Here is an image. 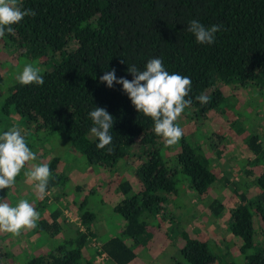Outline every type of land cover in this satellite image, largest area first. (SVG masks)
<instances>
[{
	"label": "trees",
	"instance_id": "obj_1",
	"mask_svg": "<svg viewBox=\"0 0 264 264\" xmlns=\"http://www.w3.org/2000/svg\"><path fill=\"white\" fill-rule=\"evenodd\" d=\"M18 3L34 10L36 15L12 25L13 31L3 38L14 41L20 58L37 64L44 84L21 85L15 80L6 91L4 115L13 113L23 119L31 135L64 134L90 166L109 169L125 159L123 164L130 168L128 157H137L141 161L134 172L138 192L130 196V184L123 183L120 190L129 196L114 207V212L125 221L122 234L131 237L135 245L146 237L147 214H158L168 203L166 197L177 193L180 177L186 178L199 198L207 196L218 181L217 176L200 161L191 144L181 137L179 150L165 156L164 140L154 132L152 119L135 109L122 85L114 83L109 88L100 82V77L115 69L117 79L131 80L128 66L135 64L144 70L149 60L160 58L170 74L191 79L189 96L185 99H191L192 103L186 108L193 109V117L199 120L222 109L225 101L222 85L257 89L254 91L263 96L264 0H18ZM193 19L205 27L222 25L212 45L198 44L187 31L188 22ZM2 81L0 77V97ZM201 94L209 98V103L201 104L195 99ZM94 107L104 108L114 118L113 142L105 149L96 147L98 138L90 132L94 125L88 113ZM21 134L27 144V134ZM244 142L252 155L246 163L260 171L254 178L258 192L253 194V201L246 204V197L241 194V203L230 213L229 231L242 240V253L255 247V236L262 238L264 244V141L250 135ZM108 147L113 150L109 152ZM57 162L53 160L50 170L56 169ZM52 182L46 190L53 189L56 182ZM5 196L6 190H0V202ZM209 206L210 213L221 209L217 200ZM78 215L85 232L75 250L64 249L58 254L52 251L25 264L95 262L84 255L89 238L96 235L89 226L94 215L81 212ZM44 225L40 231L53 228L47 222ZM100 250L106 261L113 264H130L137 258L133 248L118 238L104 242ZM261 252L264 254V249ZM261 252L255 250L246 257V264H264ZM98 254L99 251L92 256ZM3 256L0 249V260ZM174 264H215V258L204 243L188 239Z\"/></svg>",
	"mask_w": 264,
	"mask_h": 264
},
{
	"label": "rangeland",
	"instance_id": "obj_2",
	"mask_svg": "<svg viewBox=\"0 0 264 264\" xmlns=\"http://www.w3.org/2000/svg\"><path fill=\"white\" fill-rule=\"evenodd\" d=\"M27 63L34 67L37 65L18 56L14 41L0 38V77L3 80L0 133L13 127L25 134L30 131L23 119L13 113L6 116L2 112L8 87ZM221 88L225 93L222 109L211 111L207 119L199 120L193 117V109L185 108L176 121L183 131L182 137L191 144L200 161L217 176L218 181L207 196L199 198L189 188L186 178L180 177L177 193L166 197L168 203L158 214H147L146 237L139 239L137 245L131 237L122 234L125 221L114 212V207L138 192L134 172L141 161L137 157H128L130 168L123 164L124 159L115 167L102 169L88 165L64 134H27V146L36 155V160L21 169L13 187L4 189L6 196L0 203L6 202L15 207L20 200H27L40 218L35 228L22 229L19 236L0 232V249L4 254L0 264H25L31 258L52 251L58 254L64 249L66 252L75 250L80 235L85 232L84 226L79 224L80 220H76L79 212L94 215L89 226L96 235L89 238L84 251L91 261H95L96 255L92 254L98 252L104 242L118 238L133 248L137 255L130 264H174L180 257V250L190 239L204 243L215 258V264H246V257L255 250L261 252L264 249L263 239L255 236V247L242 253V240L229 231V219L232 209L241 203V194L245 195V202L249 204L254 199L253 194L258 192L254 178L260 169L246 163L252 155L244 140L250 135H257L264 141V95L260 96L253 88L225 85ZM178 150L179 142L171 147L165 145L164 155L171 156ZM55 159L58 160L56 169L50 170L48 181V185L51 184L53 176H56L53 178L55 188L46 190L41 199L34 190L35 182H28L25 173L35 165L47 164L50 169ZM249 171L251 175L247 174ZM123 183L130 184L132 191L129 195L125 196L120 190ZM235 191L239 193L235 194ZM214 200L221 205L218 213H210L209 205ZM44 222L56 231L53 232V228L40 231L45 226ZM183 234L190 238H185ZM92 264L95 262L92 261ZM104 264L113 263L105 260Z\"/></svg>",
	"mask_w": 264,
	"mask_h": 264
},
{
	"label": "clouds",
	"instance_id": "obj_3",
	"mask_svg": "<svg viewBox=\"0 0 264 264\" xmlns=\"http://www.w3.org/2000/svg\"><path fill=\"white\" fill-rule=\"evenodd\" d=\"M35 15L34 10L23 8L18 0H0V38L13 31L12 25L18 24L27 16ZM221 29L222 25L205 27L195 19L187 25V31L202 45H212L216 39L215 34ZM127 72L133 79H117L115 69H112L100 77V82L109 88L113 87L114 83L122 85V90L128 95L135 109L152 119L154 132L163 138L165 145H176L183 136V131L175 122L192 103L191 99H185L189 96L191 79L178 73L170 74L165 70L160 58L149 60L144 70L138 69L135 64L128 66ZM15 78L21 85L44 84L40 70L31 63L25 64ZM195 99L201 104L209 103V98L203 94ZM88 115L94 125L90 132L99 141L96 147L105 149L106 146L112 145L113 116L99 107H94ZM112 150V147H108L109 152ZM34 160L36 155L29 149L18 128L13 127L0 135V190L13 187L21 169ZM25 175L28 182H35L34 190L42 199L46 194L50 176L48 165H35ZM39 218V213L27 200H20L15 207L6 202L0 203V232L19 236L22 229L35 228Z\"/></svg>",
	"mask_w": 264,
	"mask_h": 264
},
{
	"label": "built area",
	"instance_id": "obj_4",
	"mask_svg": "<svg viewBox=\"0 0 264 264\" xmlns=\"http://www.w3.org/2000/svg\"><path fill=\"white\" fill-rule=\"evenodd\" d=\"M99 253L96 258H95V263L96 264H104L106 260V255L99 249Z\"/></svg>",
	"mask_w": 264,
	"mask_h": 264
},
{
	"label": "crops",
	"instance_id": "obj_5",
	"mask_svg": "<svg viewBox=\"0 0 264 264\" xmlns=\"http://www.w3.org/2000/svg\"><path fill=\"white\" fill-rule=\"evenodd\" d=\"M76 220L78 221V220H79V218H78V219L76 218ZM76 220H75V221H76ZM79 224H80V222H79Z\"/></svg>",
	"mask_w": 264,
	"mask_h": 264
}]
</instances>
